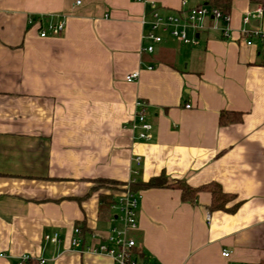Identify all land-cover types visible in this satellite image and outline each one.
I'll return each mask as SVG.
<instances>
[{
    "label": "crops",
    "instance_id": "0c3cea01",
    "mask_svg": "<svg viewBox=\"0 0 264 264\" xmlns=\"http://www.w3.org/2000/svg\"><path fill=\"white\" fill-rule=\"evenodd\" d=\"M183 1L207 5L0 0V264L26 256L116 264L75 250V228H85L84 245L96 247L119 224L114 203L102 198L116 200L131 181L163 173L192 187L219 184L231 198L226 209H212L208 190L196 202L182 200L177 188L140 190L131 232L140 260L264 264V44L255 37L248 45L242 34L245 27L264 32V15L245 25L256 5L233 0L228 35L210 16L196 44L165 34L144 52L152 4L169 14ZM61 16L64 31L41 37L40 28ZM135 71L138 79L128 82ZM138 99L148 102L154 123L148 141L134 140L128 127ZM224 113L235 120L221 122ZM55 232L58 243L45 240Z\"/></svg>",
    "mask_w": 264,
    "mask_h": 264
},
{
    "label": "built area",
    "instance_id": "2783aa9c",
    "mask_svg": "<svg viewBox=\"0 0 264 264\" xmlns=\"http://www.w3.org/2000/svg\"><path fill=\"white\" fill-rule=\"evenodd\" d=\"M153 11L151 12V19L144 20V23L149 24V29L144 33L143 39L148 43L143 47L144 52L153 53L155 46L163 42L165 34L185 43L196 44L197 34L204 28V20L207 17H213L222 22V30L225 35L229 34V14H224L221 10L208 6L199 5L194 7H187V2L183 1L184 7L177 13L164 14L159 11L155 3L152 4ZM264 15V6L258 5L254 9L248 11L243 22L245 25H251L254 20H260ZM34 22L33 19L30 20ZM66 26L65 16H61L56 22H48L45 26L40 28V36H57L60 35ZM190 31L193 32L190 35ZM242 34L247 38V44L252 45L255 37L259 38L264 44V32L260 31L258 27L243 28ZM149 68H152L150 66ZM139 77V71L132 72L126 76L128 82H133ZM191 108V104L186 105ZM149 104L143 99L136 101V112L133 120L128 126L132 131V137L136 141H148L153 138L154 123L150 119ZM137 164H140L141 158H135ZM133 182V181H131ZM131 182L123 189L122 193L117 197L113 204V208L117 210V215L113 217L119 221V224L113 226L105 240H103L96 247L85 246L81 237V230L76 227L71 244L75 250L84 252L86 250L94 253H104L113 258L116 264H151L148 260H140V257L135 253L136 240L131 235V232L138 228V207L141 198L140 191H133L130 188ZM209 217V216H208ZM45 240L53 243L60 241V234L55 232L53 234H46ZM225 257L230 255L228 250L222 253ZM26 256L20 264L29 260ZM40 264H46L44 258L39 259Z\"/></svg>",
    "mask_w": 264,
    "mask_h": 264
},
{
    "label": "trees",
    "instance_id": "16d2710c",
    "mask_svg": "<svg viewBox=\"0 0 264 264\" xmlns=\"http://www.w3.org/2000/svg\"><path fill=\"white\" fill-rule=\"evenodd\" d=\"M252 4L263 5L264 0H250ZM233 0H207V5L221 10L224 14H230L232 8ZM225 113L221 115V122L228 123L232 122L235 119L231 117H225ZM109 182L110 181H104ZM162 187H171L181 190L182 200L189 202H196L197 195L202 190H208L212 193V209L223 208L226 209L225 204L230 200L231 195L224 193L221 186L216 183H211L208 185L200 187H192L186 181L182 179L172 180L165 173L150 178L148 181H133L130 184V188L133 191H140L149 188H162ZM113 197H103L102 202L106 205H111L115 202ZM237 204L234 205L229 211H233L236 208ZM228 210V209H227ZM81 230L82 240L85 239V228L81 225L79 226ZM24 264H40L37 259H29Z\"/></svg>",
    "mask_w": 264,
    "mask_h": 264
},
{
    "label": "rangeland",
    "instance_id": "374dc122",
    "mask_svg": "<svg viewBox=\"0 0 264 264\" xmlns=\"http://www.w3.org/2000/svg\"><path fill=\"white\" fill-rule=\"evenodd\" d=\"M190 46H187V48H189Z\"/></svg>",
    "mask_w": 264,
    "mask_h": 264
}]
</instances>
